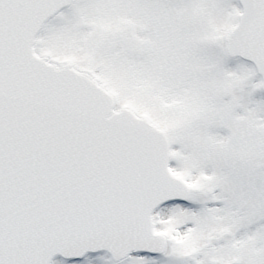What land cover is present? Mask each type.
Returning a JSON list of instances; mask_svg holds the SVG:
<instances>
[{"label":"snow or ice","instance_id":"obj_1","mask_svg":"<svg viewBox=\"0 0 264 264\" xmlns=\"http://www.w3.org/2000/svg\"><path fill=\"white\" fill-rule=\"evenodd\" d=\"M0 264H264V0H0Z\"/></svg>","mask_w":264,"mask_h":264}]
</instances>
